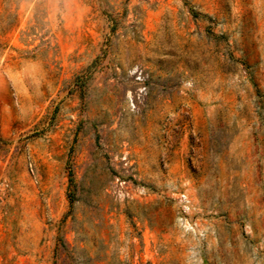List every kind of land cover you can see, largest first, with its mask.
Here are the masks:
<instances>
[{"label":"rangeland","instance_id":"rangeland-1","mask_svg":"<svg viewBox=\"0 0 264 264\" xmlns=\"http://www.w3.org/2000/svg\"><path fill=\"white\" fill-rule=\"evenodd\" d=\"M0 264H264V0H0Z\"/></svg>","mask_w":264,"mask_h":264}]
</instances>
